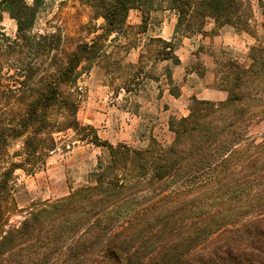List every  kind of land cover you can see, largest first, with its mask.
<instances>
[{
    "label": "trees",
    "instance_id": "16d2710c",
    "mask_svg": "<svg viewBox=\"0 0 264 264\" xmlns=\"http://www.w3.org/2000/svg\"><path fill=\"white\" fill-rule=\"evenodd\" d=\"M7 1L17 33L11 39L0 32V65L10 58L22 90L35 88L36 98L13 123L0 120V264H264V130L250 132L264 120V39L249 47L247 65L226 64L225 101L192 97L187 117L170 118L171 144L150 134L142 148L111 145L84 129L90 137L80 141L107 153L87 184L3 230L5 204L18 189L17 171L35 175L58 149L53 135L80 129L71 98L80 78L127 39L130 12L141 13L146 32L157 4L93 0L101 34L59 59L61 35L34 34L37 13L25 0ZM166 1L165 9L176 11L175 33L171 41H153L161 48L159 61L174 66L181 63L172 50L184 16L195 22L185 29L183 37L190 38L208 18L231 21L237 7L235 0ZM126 46L132 48L130 42ZM162 76L169 96L179 99L171 66L166 64ZM55 108L72 119L54 125L49 115ZM17 142L23 146L16 154L20 160L4 168L2 159Z\"/></svg>",
    "mask_w": 264,
    "mask_h": 264
},
{
    "label": "rangeland",
    "instance_id": "374dc122",
    "mask_svg": "<svg viewBox=\"0 0 264 264\" xmlns=\"http://www.w3.org/2000/svg\"><path fill=\"white\" fill-rule=\"evenodd\" d=\"M165 1L157 0L146 32H142L141 13L130 12L127 39L122 38L109 48L107 56L80 78L78 89L71 96L77 104L75 118L80 129L70 127L53 135L58 149L50 154L38 173L26 176L17 171L18 189L5 204L4 231L20 226L35 208L50 206L87 184L99 160L107 153L102 147L80 141L90 137L84 129L95 130L101 142L111 145L142 148L143 138L150 134L160 144L174 141L170 118L187 117L190 102L184 101L186 116L173 105L162 76L166 64L171 66L178 84L188 79L199 90L210 87L225 91L226 64L247 65L249 47L264 39V0H235L237 7L231 21L226 17L217 22L208 18L203 31L193 33L190 38L183 37L187 34L185 29L195 22L191 15L184 16L185 22L172 50V56H177L181 63L177 66L171 61L162 63L158 57L160 45L153 40L161 38L165 30L170 34L173 28L172 39L178 21L176 11L165 9L168 5ZM25 3L37 13L34 34L61 35L64 45L59 59L74 51L79 43L101 34L103 21L95 19L93 0H25ZM11 10L10 2L0 0V32L14 39L17 21ZM126 42L132 45L129 51L125 50ZM9 59L3 58L0 65V120L13 123L23 114L26 104L36 98V92L35 88L22 90V79L10 70ZM129 89L131 93L127 92ZM49 116L54 125L72 119L57 108ZM263 130L264 120L255 123L250 132L256 135ZM22 149L20 142L14 143L2 159L3 167L19 161L16 154Z\"/></svg>",
    "mask_w": 264,
    "mask_h": 264
},
{
    "label": "crops",
    "instance_id": "0c3cea01",
    "mask_svg": "<svg viewBox=\"0 0 264 264\" xmlns=\"http://www.w3.org/2000/svg\"><path fill=\"white\" fill-rule=\"evenodd\" d=\"M173 21H175V18L173 19ZM173 30L174 29L172 28L170 34H167V30H165L163 33L164 35L160 37L166 41L171 40L170 38L172 36ZM178 85L181 91V97L179 99L172 97V101L173 105L183 116H186L185 111L187 110L184 105V101L189 100L192 97H196L199 100L211 101L214 103H220L227 99L226 91H221L210 87H202V89L199 90L198 88L194 87L188 79L180 81Z\"/></svg>",
    "mask_w": 264,
    "mask_h": 264
}]
</instances>
